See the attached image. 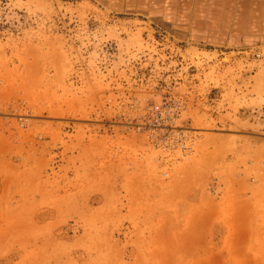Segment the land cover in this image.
Listing matches in <instances>:
<instances>
[{"label":"rangeland","instance_id":"374dc122","mask_svg":"<svg viewBox=\"0 0 264 264\" xmlns=\"http://www.w3.org/2000/svg\"><path fill=\"white\" fill-rule=\"evenodd\" d=\"M263 112L264 0H0V264H264Z\"/></svg>","mask_w":264,"mask_h":264},{"label":"bare ground","instance_id":"6f19581e","mask_svg":"<svg viewBox=\"0 0 264 264\" xmlns=\"http://www.w3.org/2000/svg\"><path fill=\"white\" fill-rule=\"evenodd\" d=\"M153 111V115H156L155 118H158L161 120V122H165V123H171V125H173L175 118L178 116V113L176 110L173 109V111L170 109V107H162L160 109H156V111ZM260 119L264 120V112L260 115ZM169 120H171L172 122H170ZM174 140L170 143H166L169 145L168 149H174L178 148V150H180L182 153H187L190 151V148L188 146L189 144V139L182 134L176 133V135L173 136ZM163 139H161L160 141H162ZM188 155V154H187Z\"/></svg>","mask_w":264,"mask_h":264}]
</instances>
